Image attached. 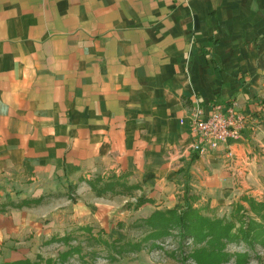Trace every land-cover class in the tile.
I'll use <instances>...</instances> for the list:
<instances>
[{
	"label": "crops",
	"instance_id": "1",
	"mask_svg": "<svg viewBox=\"0 0 264 264\" xmlns=\"http://www.w3.org/2000/svg\"><path fill=\"white\" fill-rule=\"evenodd\" d=\"M194 97L236 100L240 137L190 152ZM93 180L264 204V0H0V194Z\"/></svg>",
	"mask_w": 264,
	"mask_h": 264
},
{
	"label": "rangeland",
	"instance_id": "2",
	"mask_svg": "<svg viewBox=\"0 0 264 264\" xmlns=\"http://www.w3.org/2000/svg\"><path fill=\"white\" fill-rule=\"evenodd\" d=\"M93 182L53 185L39 198L30 182L26 192L6 185L0 264H264V204L253 198L226 212L196 201L154 209L124 181L102 195ZM155 213L162 223H150Z\"/></svg>",
	"mask_w": 264,
	"mask_h": 264
},
{
	"label": "built area",
	"instance_id": "3",
	"mask_svg": "<svg viewBox=\"0 0 264 264\" xmlns=\"http://www.w3.org/2000/svg\"><path fill=\"white\" fill-rule=\"evenodd\" d=\"M206 111L197 97L191 101V129L193 141L189 151L200 156L211 153L220 147H228L240 137L245 126L244 114L236 100L210 105ZM228 149V156L233 157Z\"/></svg>",
	"mask_w": 264,
	"mask_h": 264
},
{
	"label": "trees",
	"instance_id": "4",
	"mask_svg": "<svg viewBox=\"0 0 264 264\" xmlns=\"http://www.w3.org/2000/svg\"><path fill=\"white\" fill-rule=\"evenodd\" d=\"M98 183H100V180H95L93 183H91V185H92L93 189H95V191H97V193L100 194V195L105 194V193L108 192V190H109L108 189V186L110 188V187H113V185H115L114 183H111V182L109 183L108 182L104 186H100V185H98ZM188 208L190 210L192 209L190 206ZM173 211L174 210H168L167 212L169 214H172ZM156 215L157 214L155 213V214H153L152 217H150L148 219L150 221V223H154L155 220H158V219L160 221L162 220V219H160L161 218V215H159V216H156ZM184 219H185V216L184 215L178 218V222L180 223V226H182V228H183V226H185V220ZM162 221H164V220H162ZM162 221H161V223H162ZM3 264H33V263H31V261H28V260H22L21 262H7V263H3Z\"/></svg>",
	"mask_w": 264,
	"mask_h": 264
}]
</instances>
